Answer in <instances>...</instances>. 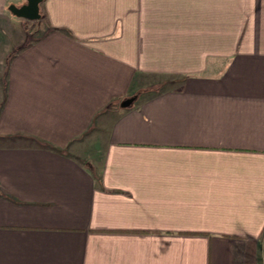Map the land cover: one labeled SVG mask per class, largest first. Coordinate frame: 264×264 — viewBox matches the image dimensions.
<instances>
[{"label":"crops","instance_id":"0c3cea01","mask_svg":"<svg viewBox=\"0 0 264 264\" xmlns=\"http://www.w3.org/2000/svg\"><path fill=\"white\" fill-rule=\"evenodd\" d=\"M43 1L0 0V264H264V0Z\"/></svg>","mask_w":264,"mask_h":264},{"label":"water","instance_id":"95a60500","mask_svg":"<svg viewBox=\"0 0 264 264\" xmlns=\"http://www.w3.org/2000/svg\"><path fill=\"white\" fill-rule=\"evenodd\" d=\"M43 0H26V3L20 7L16 5H10L8 10L9 12L21 19L29 20V21H39L42 18L41 14V3ZM128 104H124V106H128Z\"/></svg>","mask_w":264,"mask_h":264},{"label":"trees","instance_id":"16d2710c","mask_svg":"<svg viewBox=\"0 0 264 264\" xmlns=\"http://www.w3.org/2000/svg\"><path fill=\"white\" fill-rule=\"evenodd\" d=\"M43 2H44V1H42L41 6H42Z\"/></svg>","mask_w":264,"mask_h":264},{"label":"rangeland","instance_id":"374dc122","mask_svg":"<svg viewBox=\"0 0 264 264\" xmlns=\"http://www.w3.org/2000/svg\"><path fill=\"white\" fill-rule=\"evenodd\" d=\"M17 5H19V4H17ZM17 5H16V6H17ZM18 7H20V5H19Z\"/></svg>","mask_w":264,"mask_h":264}]
</instances>
